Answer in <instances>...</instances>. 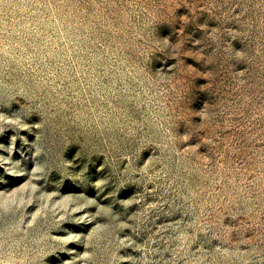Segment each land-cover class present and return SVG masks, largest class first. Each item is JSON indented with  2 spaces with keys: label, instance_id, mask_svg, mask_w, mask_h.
Returning <instances> with one entry per match:
<instances>
[{
  "label": "rangeland",
  "instance_id": "rangeland-1",
  "mask_svg": "<svg viewBox=\"0 0 264 264\" xmlns=\"http://www.w3.org/2000/svg\"><path fill=\"white\" fill-rule=\"evenodd\" d=\"M0 264H264V0H0Z\"/></svg>",
  "mask_w": 264,
  "mask_h": 264
}]
</instances>
